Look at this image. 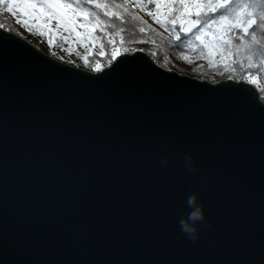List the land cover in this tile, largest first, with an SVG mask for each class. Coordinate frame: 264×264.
I'll return each instance as SVG.
<instances>
[{
  "label": "water",
  "instance_id": "obj_1",
  "mask_svg": "<svg viewBox=\"0 0 264 264\" xmlns=\"http://www.w3.org/2000/svg\"><path fill=\"white\" fill-rule=\"evenodd\" d=\"M0 264H264L258 89L142 50L94 73L0 27Z\"/></svg>",
  "mask_w": 264,
  "mask_h": 264
},
{
  "label": "trees",
  "instance_id": "obj_2",
  "mask_svg": "<svg viewBox=\"0 0 264 264\" xmlns=\"http://www.w3.org/2000/svg\"><path fill=\"white\" fill-rule=\"evenodd\" d=\"M68 1H76L79 8H86L89 19L96 24L97 48L93 49L82 64L84 69L98 73L120 56L124 49L132 50L135 46H144L138 49L145 50L158 63L179 72L212 81L232 76L236 81L252 84L264 101V28L254 26L260 43L249 49L246 47L248 41L244 44L235 42L239 35L237 31H233L225 39L217 38L221 36L218 26L201 31L193 29L189 33L182 32L179 23L171 22L179 14L178 4L175 6L178 7L177 10L168 12L164 17V26L173 34L169 36L147 23L123 0ZM243 2L245 0H240V3ZM97 5L103 7L100 9ZM255 8L259 13L264 10V3L256 4ZM105 10L108 14H105ZM0 27L9 32L13 31V27L1 14ZM198 35L201 36L200 40L196 38ZM214 38L217 40L213 47Z\"/></svg>",
  "mask_w": 264,
  "mask_h": 264
},
{
  "label": "rangeland",
  "instance_id": "obj_3",
  "mask_svg": "<svg viewBox=\"0 0 264 264\" xmlns=\"http://www.w3.org/2000/svg\"><path fill=\"white\" fill-rule=\"evenodd\" d=\"M16 2L21 3L22 5L25 2L31 3L35 7L28 10L29 14H21L18 9L10 12L8 10L7 2L0 4L1 16L6 18L8 23L13 27V31H8L9 33L28 41L39 51L56 59L57 61L84 69L81 67L82 64L86 62V58L92 53L93 49L97 48L95 38L97 36L95 31L96 24L89 19L88 10L86 8H79L76 1L71 2L68 0H56L55 2L40 0H16ZM123 2L130 6L131 9H134L145 21H147V23L158 30H161L163 33L173 36L172 32L167 30L164 26V17L168 13L166 8H161L160 17L159 19H156L154 18L156 14L154 6L147 3L141 5L140 0H123ZM54 5L63 6V12L58 11L57 8L53 7ZM178 7H175L176 10ZM149 12H152L153 15H149ZM203 35L206 34L203 33ZM217 38H214L212 41L213 47L216 45L214 42ZM140 47L144 46H135L132 50L124 49L123 53H131L138 50L145 51L143 49H138ZM212 56L213 54L211 57ZM169 69L174 70L171 68ZM180 73L186 74L182 72ZM227 79L233 78L231 76Z\"/></svg>",
  "mask_w": 264,
  "mask_h": 264
},
{
  "label": "snow or ice",
  "instance_id": "obj_4",
  "mask_svg": "<svg viewBox=\"0 0 264 264\" xmlns=\"http://www.w3.org/2000/svg\"><path fill=\"white\" fill-rule=\"evenodd\" d=\"M6 2L10 12L18 9L21 14H29L28 10L35 7L27 2L22 5L16 0H0V4ZM140 3L141 5L147 3L154 6L156 9L154 18L156 19H159L162 7L172 13L178 4L179 14L171 22L179 23L181 30L185 32H191L193 29L201 31L204 28L211 29L213 26H218L221 30V39H225L233 31H237L239 35L235 42L244 44L245 41H248L246 47L249 49L252 45L260 43L256 38L254 26L258 25L264 28V10L257 13L255 8L256 4L264 3V0H245L243 3H240V0H140ZM53 7L63 12V6L54 5ZM97 7L103 6L97 5ZM105 14H108L106 10ZM148 14L153 15L152 12ZM196 38L200 40L201 36L198 35ZM113 70H115V66ZM196 215L199 216L200 213L197 212Z\"/></svg>",
  "mask_w": 264,
  "mask_h": 264
},
{
  "label": "clouds",
  "instance_id": "obj_5",
  "mask_svg": "<svg viewBox=\"0 0 264 264\" xmlns=\"http://www.w3.org/2000/svg\"><path fill=\"white\" fill-rule=\"evenodd\" d=\"M185 160H186V165L188 166V169H189V170H192V158H191V156H190V155L186 156V157H185ZM166 162H167L166 159H162V160H161V163H162V164H165ZM191 202H192V201H191V199H190L189 203H191ZM192 238L195 239L196 237L193 236Z\"/></svg>",
  "mask_w": 264,
  "mask_h": 264
}]
</instances>
